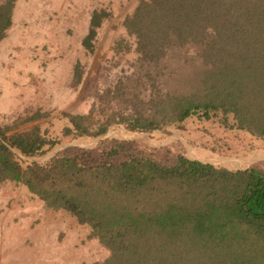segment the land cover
Here are the masks:
<instances>
[{"label": "trees", "instance_id": "trees-1", "mask_svg": "<svg viewBox=\"0 0 264 264\" xmlns=\"http://www.w3.org/2000/svg\"><path fill=\"white\" fill-rule=\"evenodd\" d=\"M16 1L0 0V41ZM108 16L92 11L81 40L91 53ZM120 27L134 40L131 73L101 89L86 111L63 113L58 134L40 125L8 134L0 126V184L87 227L107 251L95 264H264L262 163L229 167L169 150L160 157L117 137L67 146L43 162L24 159L113 125L161 129L151 138L162 140L167 127L184 131L198 120L264 142V0H137ZM73 70L74 85L79 61ZM249 146L199 145L218 156L256 149Z\"/></svg>", "mask_w": 264, "mask_h": 264}, {"label": "rangeland", "instance_id": "rangeland-1", "mask_svg": "<svg viewBox=\"0 0 264 264\" xmlns=\"http://www.w3.org/2000/svg\"><path fill=\"white\" fill-rule=\"evenodd\" d=\"M136 2L17 0L12 25L0 41V126L8 134L32 125L58 134L65 124L63 113L86 111L101 89L130 74L135 45L120 24ZM101 9L109 16L98 28L91 53L81 40L88 31L92 11ZM76 61L80 62L82 76L73 85ZM28 118L32 120L22 123ZM115 126L118 125L110 128ZM165 130L171 134L162 140L151 138L159 135L161 129L133 135L119 127L111 137L133 139L160 157L167 156L168 150L182 151L194 158L264 156V142L244 131H223L210 122L190 120L184 131L176 126ZM216 140L233 149L249 145L256 149L240 156H218L199 147ZM66 142L69 141L63 143ZM251 163L264 165V160ZM89 233L66 212L45 209L40 200L28 197L12 183L0 184V264H95L107 251Z\"/></svg>", "mask_w": 264, "mask_h": 264}, {"label": "water", "instance_id": "water-1", "mask_svg": "<svg viewBox=\"0 0 264 264\" xmlns=\"http://www.w3.org/2000/svg\"><path fill=\"white\" fill-rule=\"evenodd\" d=\"M119 127L125 128L126 130H128L133 135L137 134V133L127 129L126 126H124V125H118V126L109 128V130L105 134H103L101 136H98L93 142H90V141L89 142H77V141H75V142L74 141L73 142H66V143L61 144L59 147L54 148L52 151L48 152L47 154H45L43 156L35 157V158L24 157V159L28 160V161L43 162V161L49 160L53 156L57 155L59 153V151H61L62 149H64L67 146L75 145V146H79V147H82V148H91V147L97 146L101 140H103L105 138H108V137H111L113 132ZM186 156L189 159H192V160L193 159H197V160H200V161H203V162H208V163L249 164V163H251V162H253L255 160H264V156H260V155L259 156H256V155L245 156V157H242V158L213 157V156H208V157H204V158H194L190 154H186Z\"/></svg>", "mask_w": 264, "mask_h": 264}]
</instances>
